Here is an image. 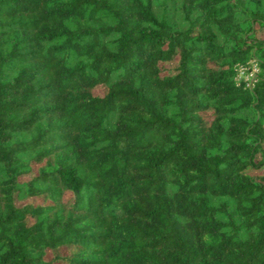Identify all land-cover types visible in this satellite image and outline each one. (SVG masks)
Returning a JSON list of instances; mask_svg holds the SVG:
<instances>
[{"label":"trees","instance_id":"16d2710c","mask_svg":"<svg viewBox=\"0 0 264 264\" xmlns=\"http://www.w3.org/2000/svg\"><path fill=\"white\" fill-rule=\"evenodd\" d=\"M0 264H264V0H0Z\"/></svg>","mask_w":264,"mask_h":264},{"label":"built area","instance_id":"2783aa9c","mask_svg":"<svg viewBox=\"0 0 264 264\" xmlns=\"http://www.w3.org/2000/svg\"><path fill=\"white\" fill-rule=\"evenodd\" d=\"M258 72V67L256 63L252 60L250 61V66H240L238 68V74L240 75L239 79L237 80H243L245 83V86L252 87L253 83L256 80V74Z\"/></svg>","mask_w":264,"mask_h":264},{"label":"rangeland","instance_id":"374dc122","mask_svg":"<svg viewBox=\"0 0 264 264\" xmlns=\"http://www.w3.org/2000/svg\"><path fill=\"white\" fill-rule=\"evenodd\" d=\"M239 76H240V75L238 74L236 78L239 79V78H240ZM99 90H100V89H97L96 92H98ZM33 169H34V170L36 169V165H34ZM58 252H59V253H64V252H66V249H65V248H61V249L58 250ZM48 257H51V252L48 253Z\"/></svg>","mask_w":264,"mask_h":264}]
</instances>
